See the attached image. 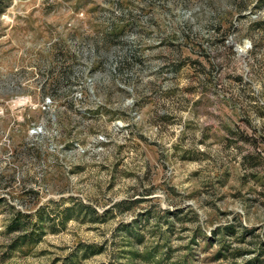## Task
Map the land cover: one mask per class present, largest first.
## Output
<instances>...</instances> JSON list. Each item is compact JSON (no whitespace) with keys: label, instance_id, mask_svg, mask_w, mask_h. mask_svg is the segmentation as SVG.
I'll list each match as a JSON object with an SVG mask.
<instances>
[{"label":"rangeland","instance_id":"rangeland-1","mask_svg":"<svg viewBox=\"0 0 264 264\" xmlns=\"http://www.w3.org/2000/svg\"><path fill=\"white\" fill-rule=\"evenodd\" d=\"M3 3L0 264H264V0Z\"/></svg>","mask_w":264,"mask_h":264},{"label":"trees","instance_id":"trees-1","mask_svg":"<svg viewBox=\"0 0 264 264\" xmlns=\"http://www.w3.org/2000/svg\"><path fill=\"white\" fill-rule=\"evenodd\" d=\"M4 0H0V10L3 8ZM80 212H84L91 219H94L96 216V211L91 207H84L80 205ZM43 208L37 210L35 215H28L18 212L14 215L7 223L6 229L9 233H16L6 245H5V253L3 260L7 257L12 256L15 252L21 251L26 247L35 246L38 244L43 237L49 232V230L53 229V226L50 225V217H46L43 214ZM36 217V219H33ZM72 215H65V219L68 220ZM78 251L82 252L83 257L88 258L91 255H95L101 252L100 249H96V247L91 245H79ZM78 253L69 257L64 261L63 264H75V258ZM133 254L136 258H139L145 264H166L167 260H169L167 256V252L162 249L161 246H146L142 252L136 251ZM168 264V263H167Z\"/></svg>","mask_w":264,"mask_h":264}]
</instances>
